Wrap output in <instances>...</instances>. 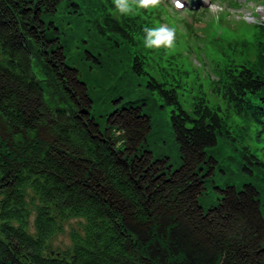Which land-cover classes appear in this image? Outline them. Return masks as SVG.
<instances>
[{"label":"trees","instance_id":"trees-1","mask_svg":"<svg viewBox=\"0 0 264 264\" xmlns=\"http://www.w3.org/2000/svg\"><path fill=\"white\" fill-rule=\"evenodd\" d=\"M99 14L97 0H0V264H264L261 188L214 186L218 203L199 201L216 166L246 171L247 158L215 115L189 121L178 108L180 165L155 156L146 97L157 92L168 106L174 96L150 80L136 97L118 89L134 87L141 65L109 40ZM84 59L127 95L104 126L75 66ZM250 85L262 89L264 75ZM69 217L84 220L71 247H49Z\"/></svg>","mask_w":264,"mask_h":264},{"label":"rangeland","instance_id":"rangeland-1","mask_svg":"<svg viewBox=\"0 0 264 264\" xmlns=\"http://www.w3.org/2000/svg\"><path fill=\"white\" fill-rule=\"evenodd\" d=\"M210 11V10H209ZM254 11H260L258 15L254 14ZM252 12V15L250 16L253 18L255 22H264V3H255L254 1L246 2L245 4H242L239 10H236L232 12L231 15H233L234 18H244V20H247L248 15ZM71 15L68 14L66 17H70ZM65 20V19H64ZM202 25V23H199ZM70 52L74 55L76 52V49L74 47H71ZM75 66L78 67L81 78L87 82L88 86H91V93L94 98H96L95 106L93 109V113L96 116L97 120L101 123L102 126H104V115L112 110L114 108L119 107L122 100H124V97L127 95L123 92L117 91L114 88V85L116 83V79L110 77V76H102L100 75L96 70L91 71L89 69V60H77L75 62ZM160 66V65H159ZM164 68V66H161ZM170 69V67H168ZM44 84V83H43ZM129 88L130 94L132 97L139 96V86H128L122 83H119L118 89L125 90ZM203 88L204 91H208L211 96L212 93L209 89L208 80L204 77L203 74H201L200 80L198 78L193 79V86L190 90L191 98L188 99L186 102L188 104L191 103L193 97L197 94L199 89ZM45 99L50 105H54V100L50 98H55L59 103H61L64 106H68L66 102H64L63 99L60 98L58 93H53L51 97L48 95L47 92H45ZM214 97V96H213ZM116 100L117 103L114 101ZM221 105L224 106V104L220 101ZM168 107L165 106V108H162L158 105H152L148 109V113L151 117V123H152V131L148 135V148L153 151L155 156L162 157V156H168L169 160L168 162L171 164L173 168H177L180 165V156H179V145L175 140L174 133L172 131L171 127V121L168 116ZM231 136H238L242 143L244 144H253V141L250 139L244 140L239 136L238 134H232ZM236 142V141H232ZM225 170H228V168H224ZM229 174H231V171H228ZM227 173H223L221 170L216 169L215 173L212 175V180L210 181V185L207 186L206 193L199 198L200 203L205 207L208 208L211 205H215L218 203V196L219 191L214 186L222 187L224 183L227 184H234L236 186H240L241 182L244 179L242 176L237 177L233 179V175H229ZM262 215L264 217V198L261 206ZM84 222L83 218L80 217H69L62 221V230L55 235L52 236V238L49 240V247L51 248H59L61 250H65L71 247V239H70V231L72 229H79L81 231L82 229V223ZM30 223H32V218L30 220Z\"/></svg>","mask_w":264,"mask_h":264},{"label":"clouds","instance_id":"clouds-1","mask_svg":"<svg viewBox=\"0 0 264 264\" xmlns=\"http://www.w3.org/2000/svg\"><path fill=\"white\" fill-rule=\"evenodd\" d=\"M116 10L123 15H134L139 9H155L160 6L162 0H113ZM177 8L183 4L177 0ZM143 46L148 49H172L175 44V29L165 25L144 27Z\"/></svg>","mask_w":264,"mask_h":264}]
</instances>
